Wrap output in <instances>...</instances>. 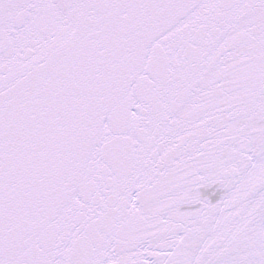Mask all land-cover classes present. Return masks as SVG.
Instances as JSON below:
<instances>
[{"label": "snow or ice", "instance_id": "1", "mask_svg": "<svg viewBox=\"0 0 264 264\" xmlns=\"http://www.w3.org/2000/svg\"><path fill=\"white\" fill-rule=\"evenodd\" d=\"M0 264H264V0H0Z\"/></svg>", "mask_w": 264, "mask_h": 264}]
</instances>
